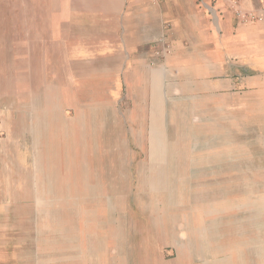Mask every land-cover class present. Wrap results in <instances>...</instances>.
<instances>
[{
    "label": "rangeland",
    "instance_id": "1",
    "mask_svg": "<svg viewBox=\"0 0 264 264\" xmlns=\"http://www.w3.org/2000/svg\"><path fill=\"white\" fill-rule=\"evenodd\" d=\"M230 1L202 0L212 17L223 8L249 24ZM21 7L14 20H0V256L27 264H264V106H254L249 122L231 121L230 111L219 119L213 98L179 88L154 145L143 123L141 135L107 146L109 137L80 134L86 121L72 119L67 96L57 90L58 104L39 71L18 65L23 40H11L40 22L24 20ZM40 56L30 58L37 69Z\"/></svg>",
    "mask_w": 264,
    "mask_h": 264
},
{
    "label": "crops",
    "instance_id": "2",
    "mask_svg": "<svg viewBox=\"0 0 264 264\" xmlns=\"http://www.w3.org/2000/svg\"><path fill=\"white\" fill-rule=\"evenodd\" d=\"M239 1L263 20L242 24L223 8L212 17L202 0H0L7 7L0 20H14L22 6L24 20L40 21L24 38L8 36L23 40L18 65L39 71L58 104L57 90L67 96L72 119L86 121L81 135L119 145L145 124L151 147L172 119L179 88L213 98L219 119L230 111L231 121L249 122L254 106H264V0ZM37 49L39 69L30 59ZM0 264L27 262L0 256Z\"/></svg>",
    "mask_w": 264,
    "mask_h": 264
},
{
    "label": "built area",
    "instance_id": "3",
    "mask_svg": "<svg viewBox=\"0 0 264 264\" xmlns=\"http://www.w3.org/2000/svg\"><path fill=\"white\" fill-rule=\"evenodd\" d=\"M231 3H232V7H234L233 8L234 11L241 18L242 22L251 23L254 21H262L263 20V17L255 14V12H250V13L245 12L242 9L241 5L239 4L240 2H238L237 0H232Z\"/></svg>",
    "mask_w": 264,
    "mask_h": 264
},
{
    "label": "bare ground",
    "instance_id": "4",
    "mask_svg": "<svg viewBox=\"0 0 264 264\" xmlns=\"http://www.w3.org/2000/svg\"><path fill=\"white\" fill-rule=\"evenodd\" d=\"M67 52V51H66ZM97 87V86H96ZM133 171V170H132ZM145 222V221H144ZM152 250V249H151Z\"/></svg>",
    "mask_w": 264,
    "mask_h": 264
}]
</instances>
